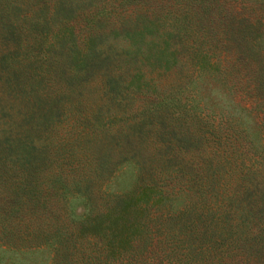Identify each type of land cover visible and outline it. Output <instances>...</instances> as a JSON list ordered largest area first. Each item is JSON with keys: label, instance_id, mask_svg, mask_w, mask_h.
Returning <instances> with one entry per match:
<instances>
[{"label": "trees", "instance_id": "1", "mask_svg": "<svg viewBox=\"0 0 264 264\" xmlns=\"http://www.w3.org/2000/svg\"><path fill=\"white\" fill-rule=\"evenodd\" d=\"M0 257L264 264V0H0Z\"/></svg>", "mask_w": 264, "mask_h": 264}, {"label": "rangeland", "instance_id": "2", "mask_svg": "<svg viewBox=\"0 0 264 264\" xmlns=\"http://www.w3.org/2000/svg\"><path fill=\"white\" fill-rule=\"evenodd\" d=\"M218 71V70H217ZM218 74L217 73H214V76H217ZM167 82H165V83H163V84H166ZM220 84H222V83H219L218 84V87H221V85ZM164 86H167V85H164ZM219 91L221 92V90H219V88H218V94H219ZM218 96H222V97H224L225 99H227V104H228V106H232V108L234 109L231 113L232 114H238V107H237V105L235 104L236 103V101L237 102H239V98H237V97H235V98H231L230 96H228V95H218ZM241 101V100H240ZM252 124V123H251ZM61 125V124H60ZM62 127V126H61ZM60 127V128H61ZM129 182V176L128 175H125V176H123L122 178H121V180H120V184H122V183H128ZM47 254V253H46ZM40 255L39 254H37V255H34V257H39ZM42 256H44V255H42ZM1 258V257H0ZM0 264H7V262L6 261H4V260H1L0 261ZM25 264V263H24Z\"/></svg>", "mask_w": 264, "mask_h": 264}]
</instances>
